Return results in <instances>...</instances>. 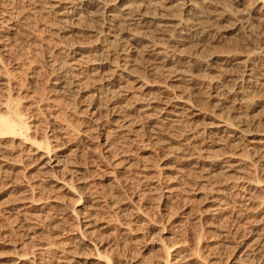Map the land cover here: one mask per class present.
Listing matches in <instances>:
<instances>
[{
  "label": "bare ground",
  "instance_id": "obj_1",
  "mask_svg": "<svg viewBox=\"0 0 264 264\" xmlns=\"http://www.w3.org/2000/svg\"><path fill=\"white\" fill-rule=\"evenodd\" d=\"M36 114L49 115L52 124L39 141ZM87 142L93 154L103 153L96 165L109 180L136 163L145 185L158 186L165 198L181 195L167 175L174 167L151 164L159 157L200 170L198 189L209 202L234 195L250 211L264 212V0H0V152L14 145L29 153L21 152V167L29 169L22 171L28 173L23 194L30 195L5 208L16 224L40 223L41 210L57 200L52 191L34 200L33 183L58 173L60 191L80 192L84 183L69 181L88 167L68 164ZM136 150L147 156L134 159ZM75 209L68 214L80 212L77 231L90 243L97 220L91 209ZM57 218L45 224L53 229ZM255 243L264 247V232ZM39 246L44 252L60 244Z\"/></svg>",
  "mask_w": 264,
  "mask_h": 264
},
{
  "label": "rangeland",
  "instance_id": "obj_2",
  "mask_svg": "<svg viewBox=\"0 0 264 264\" xmlns=\"http://www.w3.org/2000/svg\"><path fill=\"white\" fill-rule=\"evenodd\" d=\"M44 72H40L39 74L40 86H45L48 83L47 75ZM15 95L16 93L12 94L13 97ZM37 112L40 113V111ZM52 112L51 118H54L53 116L57 113L55 111ZM40 114H36L37 116H35L38 121H33L36 127L35 130L37 131V135L34 133L33 136L38 141L42 134H50V127H52L49 115L46 117ZM71 121L69 120V123H72ZM105 129L97 130L96 133H105L107 130ZM146 142L144 144L147 146L149 143L147 142L146 144ZM8 143L4 142V144L9 145L10 143ZM84 144L80 145L83 154L79 153L81 154L80 157L79 154L74 155V158L70 159L71 163L67 164L69 165V169H74L71 168L72 164L75 166L78 163L84 167H88V169H84V172L79 173L78 171L79 175L76 173L71 176L70 174L72 179L69 182L74 187H76L78 180V182H83L85 186L80 187V192L79 188H77L78 191L75 189V194L73 195L62 190L60 191L59 185L61 184V180L58 173L52 177L50 182L44 183L45 185L39 182L33 183L37 185L36 187H39V189L33 187L34 192H37H33L34 194L31 195L34 200H41L40 198L43 200L50 197L51 191L57 197V200L47 205L45 209L41 210L42 212H38L39 216L43 215L40 217L41 225H38V222L36 223L37 226L35 223H32L26 225L27 227L20 225L18 222L16 224L17 220L15 216L5 211L9 203H20L17 201L19 198L30 195L29 193L23 194L24 190H26V185H28L27 181L23 180V175L26 177L28 173L25 174L23 171L27 172L26 170L29 169H22L21 167L25 163L24 161H26V155L24 154L27 151L21 150L24 153L22 154L19 152L18 147H14L13 145L14 149L12 146L9 148L12 150L11 152H0V264H20V260L25 258L28 261L23 264H98L100 257L105 258L107 264H164L166 262L167 264H264V247H259L255 243V241L257 242L259 232L260 234L264 232L263 229V231L260 230L262 228L260 225L262 224L261 220L264 218V212L256 210L257 212L255 213L253 209L256 207L253 206L250 211L249 207L245 205V201L244 204L239 197L234 195L225 197V200L223 196H216L214 197L216 198L215 201H210V203L209 200L213 199H210L208 196L206 198V195L203 196V191L201 192V189H198L202 184L199 179L201 176L200 170L177 166L173 161L171 163V161L166 159L169 161L168 163L166 160H159V157V159L155 158V160H152L151 164H154V167L157 168H155L156 170H160L159 167L163 166L174 167L172 170L170 169L172 172L167 173L169 178L171 177V179L176 181L173 180L175 184L172 183L171 187L181 189L182 191L179 190L180 193L183 192L184 194L165 198V194L158 186L145 185L146 179H144V174L134 168L136 161L132 167L130 166V168L124 170L125 173L124 171H120L117 174L113 173L112 177L114 178L109 180L106 174L108 170H104V168L97 167L96 165V160L102 159L103 153L97 150L93 154L92 147L94 145L92 146L88 142ZM132 153L131 155L134 156V159L146 154L145 151L141 150H136ZM22 157H25V159ZM13 161H17L16 164L21 163L20 165L18 164V167L17 165H15L16 167H12L11 165L15 163ZM28 161L26 164L32 163L31 159L30 162ZM5 164H9V166ZM182 170L186 173L185 175L183 174L184 172L182 173ZM176 174L181 180L184 177L185 182L179 180ZM185 176H188L189 179H187L188 177L185 178ZM197 177L199 181H197ZM196 185L198 186L196 187ZM29 186H32V184H29ZM55 187L58 188L55 189ZM56 190H59V192ZM55 192H57L61 201ZM90 193L92 195H89ZM217 197L221 198L220 201L223 200V202L218 201ZM144 198L146 200H143ZM77 199L79 200L76 201ZM218 203L221 207L218 206ZM72 205L74 209L76 208V211L91 209V212L93 211L92 216H94L92 217L94 218L93 220L98 221H96L98 226H95L97 235L94 233L97 238L89 241L91 244L86 239L84 240L82 236H79L78 231L80 228H77V222L81 220L80 212L74 216L68 214ZM223 206L225 210L222 209ZM213 212L219 213L216 215ZM54 216L61 219L57 218V221L59 220L60 222L58 221L54 225V228L50 229L52 227L46 224L48 219ZM258 220L260 221L258 222ZM42 222L43 224L46 222L45 226H43ZM106 223L108 228L106 227ZM31 225L32 227H30ZM34 226L36 227L34 228ZM42 226L45 229L40 230L43 228ZM29 227L35 234L32 238L28 239L24 231L26 228L29 230ZM98 228L99 230L97 231ZM37 229L39 230L36 231ZM17 235H20V238ZM17 238L18 240H16ZM21 241H25L24 244ZM48 242L58 243V246L60 244L61 247H57L55 249L57 251L54 249L44 252L38 250L39 245ZM249 244H253V246ZM160 246L164 250H160ZM23 248L25 251L22 250ZM26 251L28 252L27 256H25ZM29 251L37 253V256L35 254L36 257L29 258Z\"/></svg>",
  "mask_w": 264,
  "mask_h": 264
}]
</instances>
